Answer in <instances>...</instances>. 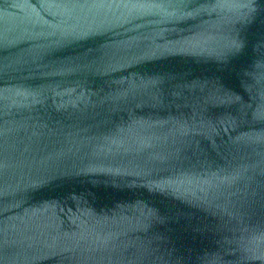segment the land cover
Instances as JSON below:
<instances>
[{
    "label": "water",
    "instance_id": "95a60500",
    "mask_svg": "<svg viewBox=\"0 0 264 264\" xmlns=\"http://www.w3.org/2000/svg\"><path fill=\"white\" fill-rule=\"evenodd\" d=\"M0 264H264V0H0Z\"/></svg>",
    "mask_w": 264,
    "mask_h": 264
}]
</instances>
